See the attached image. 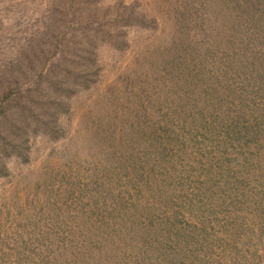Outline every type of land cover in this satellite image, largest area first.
I'll return each instance as SVG.
<instances>
[{
	"label": "rangeland",
	"instance_id": "1",
	"mask_svg": "<svg viewBox=\"0 0 264 264\" xmlns=\"http://www.w3.org/2000/svg\"><path fill=\"white\" fill-rule=\"evenodd\" d=\"M0 264H264V0H0Z\"/></svg>",
	"mask_w": 264,
	"mask_h": 264
}]
</instances>
